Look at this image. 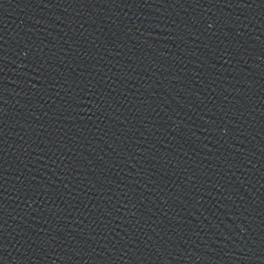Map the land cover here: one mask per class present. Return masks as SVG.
<instances>
[{
  "label": "water",
  "instance_id": "obj_1",
  "mask_svg": "<svg viewBox=\"0 0 264 264\" xmlns=\"http://www.w3.org/2000/svg\"><path fill=\"white\" fill-rule=\"evenodd\" d=\"M0 264H264V0H0Z\"/></svg>",
  "mask_w": 264,
  "mask_h": 264
}]
</instances>
